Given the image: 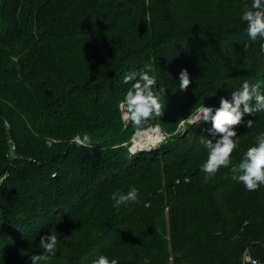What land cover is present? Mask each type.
Here are the masks:
<instances>
[{"label":"trees","instance_id":"obj_1","mask_svg":"<svg viewBox=\"0 0 264 264\" xmlns=\"http://www.w3.org/2000/svg\"><path fill=\"white\" fill-rule=\"evenodd\" d=\"M253 0H0V264H31L56 232L47 264H264V185L248 191L231 165L205 180L211 124L175 133L200 105L259 84L264 52L241 20ZM247 45V48L245 47ZM152 64L170 134L131 154L120 112L130 71ZM187 69L191 83L179 88ZM253 120L249 129L246 122ZM236 126L238 164L264 133V111ZM88 134L92 148L73 140ZM139 189L117 210L114 191ZM167 217L169 226L167 227Z\"/></svg>","mask_w":264,"mask_h":264},{"label":"clouds","instance_id":"obj_2","mask_svg":"<svg viewBox=\"0 0 264 264\" xmlns=\"http://www.w3.org/2000/svg\"><path fill=\"white\" fill-rule=\"evenodd\" d=\"M241 20L247 24L246 31L251 41H264V0H253L251 7L244 9ZM245 47L247 48V45ZM260 49L264 52V43H261ZM153 71L152 64H146L141 70L130 71L123 78V82L131 84V87L120 107L123 109V118L131 122L137 136L143 135L142 129L147 121L162 117L165 113L162 101L166 89H156L157 78L151 74ZM179 80L180 90H187L191 83L187 69L181 70ZM261 111H264V93L260 91L258 83L250 85L248 81L243 82L241 89L231 93V99L221 97L219 107L213 109L203 106L199 109V122L211 124V139L203 140L207 159L201 165V171L205 173L206 181L214 177L221 168L231 165L232 179L242 183L246 190L257 191L264 185V133L256 137L254 146L246 150L238 164H233L232 161V153L239 144L234 128L244 123L245 114L252 115ZM246 126L251 129L253 120L249 119ZM151 132L157 141L165 138L159 124L153 126ZM79 143L82 147H93L88 134H84ZM110 198L114 202L113 206L119 210L121 206L138 203L140 193L137 187L132 186L126 193L114 191ZM58 244L56 232L42 235L39 239L42 253L31 255V264H47L50 258L56 255ZM92 264H118V261L100 255ZM145 264H148L147 259Z\"/></svg>","mask_w":264,"mask_h":264},{"label":"rangeland","instance_id":"obj_3","mask_svg":"<svg viewBox=\"0 0 264 264\" xmlns=\"http://www.w3.org/2000/svg\"><path fill=\"white\" fill-rule=\"evenodd\" d=\"M207 107L206 105H200V107L198 109H196L193 113H191L189 116L187 117H183L176 126L175 129V133H184L185 131L187 132L188 130L194 129L200 125H203V121L199 122V109L201 107ZM120 112L122 113L123 116V109H121L120 107ZM125 123L127 124L129 121L124 119ZM155 126L151 121H147L142 129L143 135L142 136H137L136 132L133 135L132 139H131V144H130V152L131 154H138L140 152H151L155 149H157L158 147H160L164 142H166V139L171 136L170 134L164 132L165 134V138L162 141H157L154 139L153 134L151 132V128ZM81 138L79 136H77L73 141L76 142L78 145H80L79 140ZM169 226V220L167 217V227ZM245 256H250L251 257V262H249L248 264H262L263 262H261L258 259H255L253 257V255L250 253V251H248L247 253H245Z\"/></svg>","mask_w":264,"mask_h":264},{"label":"built area","instance_id":"obj_4","mask_svg":"<svg viewBox=\"0 0 264 264\" xmlns=\"http://www.w3.org/2000/svg\"><path fill=\"white\" fill-rule=\"evenodd\" d=\"M243 261H244V264H248L252 260H251V257L250 256H245Z\"/></svg>","mask_w":264,"mask_h":264}]
</instances>
